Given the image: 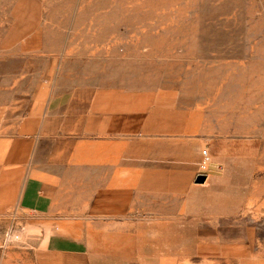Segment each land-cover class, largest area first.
<instances>
[{"label": "rangeland", "instance_id": "374dc122", "mask_svg": "<svg viewBox=\"0 0 264 264\" xmlns=\"http://www.w3.org/2000/svg\"><path fill=\"white\" fill-rule=\"evenodd\" d=\"M39 3L45 12L46 47L23 53L17 49L6 56L9 64L0 58V72L56 75L68 97L73 92L80 104L90 92L89 99L94 94V100H108L116 107L125 99L128 120L138 116L134 110L142 104L175 107V123L187 121L190 134L186 139L201 141L199 152L208 151L210 165L222 161L237 170L240 180H247L248 188H254L253 203L242 210L234 230L240 243L244 237L248 252L262 248L264 254V0ZM45 79L50 87L54 78L41 81ZM71 124L65 122L57 133L61 141L48 143L46 149L52 158L48 164L63 169L64 188L70 189L62 192L69 196V216L66 222L47 227L83 244L89 238L98 239L100 246L89 249L91 264H126L124 259L118 263L103 254V229L110 228L114 238L119 224L104 225L87 209L83 158L93 140L100 142L98 151L111 157L119 151V141L129 145L135 136H120L109 124L96 128L94 134H88L84 125ZM48 132L56 135L54 128ZM130 145L134 147V142ZM44 154L43 149L41 157ZM1 220L0 264H38L34 227L43 219L14 212ZM111 220L117 222L120 216ZM105 234L108 238L109 232ZM127 260V264L134 263V257ZM230 263L237 264L236 260Z\"/></svg>", "mask_w": 264, "mask_h": 264}, {"label": "crops", "instance_id": "0c3cea01", "mask_svg": "<svg viewBox=\"0 0 264 264\" xmlns=\"http://www.w3.org/2000/svg\"><path fill=\"white\" fill-rule=\"evenodd\" d=\"M39 4L0 0V58L7 61L17 49L23 53L46 47L45 12ZM44 77L54 78V83L47 87ZM60 80L29 70L0 72V221L14 212L43 219L34 227L38 264H91L89 249L100 246L95 237L86 245L47 227L69 216V196L62 192L70 189L64 188L63 169L48 164L52 158L46 150L48 143L61 141L57 133L67 121L84 125L88 134L109 124L120 136H135L130 139L134 147L119 141V151L111 157L98 151L100 142L93 140L83 158L87 209L104 225L119 224L114 238L110 228L103 229L104 255L126 264L132 257L133 264H264L262 248L248 252L244 237L240 243L234 230L242 210L253 203L254 188L222 161L210 165L203 183L194 182L201 141L186 139L190 127L186 120L175 123V107L142 104L134 110L138 116L128 120L125 99L116 107L108 100H94V94L89 99L90 92L85 103L79 100L85 104L83 117L84 106L73 92L68 97ZM50 127L54 137L48 134ZM117 215L120 220L112 221Z\"/></svg>", "mask_w": 264, "mask_h": 264}, {"label": "built area", "instance_id": "2783aa9c", "mask_svg": "<svg viewBox=\"0 0 264 264\" xmlns=\"http://www.w3.org/2000/svg\"><path fill=\"white\" fill-rule=\"evenodd\" d=\"M211 163L210 155L206 149L200 151V159L197 163L198 175L204 174Z\"/></svg>", "mask_w": 264, "mask_h": 264}, {"label": "water", "instance_id": "95a60500", "mask_svg": "<svg viewBox=\"0 0 264 264\" xmlns=\"http://www.w3.org/2000/svg\"><path fill=\"white\" fill-rule=\"evenodd\" d=\"M205 178H206L205 174L197 175L195 177L194 182L197 183V184H201V183H203L205 181Z\"/></svg>", "mask_w": 264, "mask_h": 264}, {"label": "bare ground", "instance_id": "6f19581e", "mask_svg": "<svg viewBox=\"0 0 264 264\" xmlns=\"http://www.w3.org/2000/svg\"><path fill=\"white\" fill-rule=\"evenodd\" d=\"M84 144V143H83Z\"/></svg>", "mask_w": 264, "mask_h": 264}]
</instances>
